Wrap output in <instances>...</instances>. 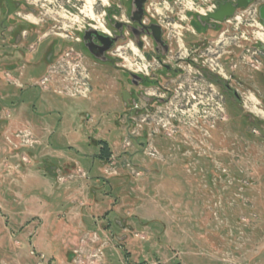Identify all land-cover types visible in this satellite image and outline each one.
<instances>
[{"label": "rangeland", "instance_id": "1", "mask_svg": "<svg viewBox=\"0 0 264 264\" xmlns=\"http://www.w3.org/2000/svg\"><path fill=\"white\" fill-rule=\"evenodd\" d=\"M155 3L165 25L172 24L168 28L175 50L164 60L176 66L175 60L196 52L189 44L202 38L194 29L201 6L198 0ZM107 4L0 0V105L6 107L0 109V124H10L0 131L14 148L10 159L0 160V168L16 169L10 183L16 190L5 186L0 192V204L9 193L16 202L12 208H0V264H31L36 247L31 236L23 246L20 235L33 222V235L41 226L37 251L47 254L52 264H264V64L260 59L253 63L248 52L251 22L247 17L236 21L238 29L217 38L223 50L204 58L223 83L237 90L238 99L204 74L201 52L193 57L203 69L181 63L176 67L182 74L173 82L162 79L159 86L154 82L137 88L120 70L126 67L142 75L160 70L158 62L141 59L130 47L120 51L127 53L126 60L115 57L116 68L93 57L85 46L86 30L104 26ZM91 6L92 17L87 14ZM174 15L176 22L168 18ZM255 37L256 42L264 40L259 25ZM233 44L241 46L240 61L230 70L218 58ZM100 76L106 77L104 83L98 82ZM46 80L51 84L44 85ZM47 86L54 119L86 130L92 119L110 122L103 127L107 149L100 153L113 158L107 162L111 185H105L103 193L83 182L86 172L78 173L83 199L91 189L98 199L102 193L111 197L113 207L90 209L97 211L95 223L92 215H87L89 221L80 217L82 210L71 208L67 187L51 193L46 179H54L53 171L31 163V132L13 125L10 109L18 101L10 93L34 89L38 99ZM21 99L29 101L24 93ZM90 136L77 140L83 147L79 151L103 148L104 143L93 141L94 132ZM69 141L64 139L59 147L71 145ZM9 161L15 164L8 166ZM72 179L62 176L60 182ZM49 196H54V209L42 202Z\"/></svg>", "mask_w": 264, "mask_h": 264}, {"label": "flooded vegetation", "instance_id": "2", "mask_svg": "<svg viewBox=\"0 0 264 264\" xmlns=\"http://www.w3.org/2000/svg\"><path fill=\"white\" fill-rule=\"evenodd\" d=\"M156 0H107L106 8V21L102 28H94L90 26V30H86L84 34V43L89 53L99 60H107L108 64L113 67L118 62L115 57L119 59H125L123 54L126 52H120L122 49L130 48L136 49L140 53V58L146 59L149 62H158L161 69L153 70L142 75H138L131 69L126 70L123 67L120 72L123 76H129L131 82L137 86V88H146L154 85L159 86L161 80L169 79L174 81L180 72L179 66L181 63L193 64L196 67H200L199 60L193 56L201 52L200 61L203 64L204 74L214 81L217 86H220L224 91L233 94L236 99L239 98V94L236 89H232L230 85H226L220 79L218 73H213L210 68L206 66L208 60H204L210 54H218L223 50V46H219L222 41H217L220 36L224 37L226 31L230 32V29H238L235 27L236 21L247 17L246 21L249 23V27L252 28L250 34L253 35V39H249V50L253 63H259L260 59L264 64V40L259 43L256 42V28L261 26L264 30V0H198V5L201 6L202 12H198L196 16L197 24L194 29L196 36H201L199 40L192 41L189 45L191 48H195L196 52H193L189 58H179L175 60L176 66L167 64L164 60L173 53V42L170 41L169 28L165 25V21L159 17V11L154 7ZM160 5V4H156ZM234 7V15L228 17L225 21L215 20L214 15H224L230 7ZM246 6V7H241ZM92 12H93V6ZM90 8V7H89ZM176 15V14H175ZM174 16L168 17L176 22ZM237 23V25H239ZM228 24V29L225 30V25ZM225 31V33H223ZM99 33V34H97ZM199 38V37H198ZM233 39V38H230ZM129 43V44H128ZM217 43V50L213 51L212 46ZM228 51H223L219 56V60L222 65H228L230 70L238 68L240 45H230ZM228 55V56H226ZM226 57V58H225ZM178 61V62H177ZM231 61V62H230ZM205 64V65H204ZM235 65V66H234ZM118 68V66H116ZM256 69V68H255ZM211 71V72H210ZM254 70V74L257 73ZM264 75V74H263ZM233 77H237L233 74ZM232 77V79H233ZM255 78V75L254 77ZM264 78V76H263ZM172 93V92H170ZM143 101L149 103L148 99L141 97Z\"/></svg>", "mask_w": 264, "mask_h": 264}, {"label": "crops", "instance_id": "3", "mask_svg": "<svg viewBox=\"0 0 264 264\" xmlns=\"http://www.w3.org/2000/svg\"><path fill=\"white\" fill-rule=\"evenodd\" d=\"M25 75L27 77H30L32 80L36 81V78H34L32 75H28L27 72L25 73ZM105 81H106L105 76H100L98 79V82L101 83H104ZM48 83L51 84V81H48L44 85H48ZM33 91L34 89L18 92V94L17 92L10 93V97L17 96L16 101H18L17 104L14 106V108L10 109L12 112L11 117L13 118V121L12 120L11 121L13 122V125L15 123H18L19 126L23 125L31 132L30 135L33 141H32V146L28 152V154L31 155L30 156L32 160L31 163L37 166L39 165V168L44 167L45 170L47 168L51 169L49 171L50 173L51 171H53L51 174L54 176V179L51 181L49 179H46L48 180V185L52 187V189L51 187L49 189L52 190L51 193L53 192L56 193V191L58 192L59 191L58 188L67 187L68 195L71 194V198H70L71 208L72 209L79 208L80 210H82V212H80V217L85 218L86 220H89V218H87V215H92V216L96 215L97 211L99 210L101 211L102 209H104L106 204L110 208L113 207V204L110 199L111 197L109 195L108 196L106 195V197L104 198V194H103L105 192L103 187L105 185H109V186L111 185V177H110L111 173H109L110 165L107 162L111 159L113 160V158L109 157V160L105 159L107 158V156L105 155L103 156L100 153L102 152V145L101 146L98 145L95 151H90V152L88 151V149L84 147L83 149L84 152H81L78 149L79 148L82 149L83 147L77 144L78 143L77 140H82L83 137H85L86 139H91L90 135L92 132H94L97 135V137H95L96 139L93 141L101 142V144L102 142L108 143V139L106 137L107 133L104 132L105 128L103 127L109 126L110 122L103 121L96 123L95 120L92 119L91 121H88L90 125H88L89 127L86 130L85 127L81 128L80 125H79L80 128L76 127L74 123L67 124L69 122L66 123L62 118L56 117L57 119H54V112L48 107L49 104H51L48 94H50L52 90H50L48 86L42 88L41 95L38 99L37 97L34 96ZM56 91L58 92V90ZM22 93L27 95L29 101L21 99ZM5 108H6L5 106L0 105V109H5ZM9 125L10 124H8V122L4 124H0V130L2 128L4 130L8 129ZM82 129L84 130V133H82ZM97 129H98L97 131L98 133L96 132ZM64 139L65 140L70 139L71 141L69 142L71 143V145H65V146L62 145L61 147H59ZM63 148H68L74 151L75 154L70 152H65L63 151ZM13 151L14 148H12L11 146L10 137L8 136L6 137L5 135H2V131H0V160L10 159V157L14 155ZM39 161L43 162V164L39 163ZM11 163L12 161H9L8 166H10ZM14 164L15 162L12 163V165ZM79 172L87 173L88 177L85 178V180H83V182H85L86 185H89L94 188L98 187L99 188L98 190L100 191L103 190V193L101 195L102 198L98 199L94 195L93 193L94 191L92 189L89 190V196L85 197V199L82 198L81 196L82 190L80 189L81 187L80 183H82L83 177L78 174ZM12 174L14 175L16 174V169H14V171L9 172V170L7 171L5 168L4 169L0 168V192H3L5 186H7L8 191L16 190L12 187V185H10L14 177V175L11 176ZM62 176L72 177L74 179L70 181H66V183L65 181L60 182V177ZM84 187L86 188V186ZM25 188L28 190L29 188L28 183L26 184ZM85 191L86 189L84 190V193H86ZM11 194L12 193H9L8 198H5L4 196L3 203L0 204V208L9 209L15 206L16 202H13L11 200L12 197ZM26 197L29 198V196ZM53 199L54 196H49L47 198H43L42 202L43 203L45 202L49 208L54 209L56 207L55 205H52ZM20 202H21V198L17 200V203ZM79 203L81 204V206H79L80 205ZM93 208L97 210L95 213L90 212V209ZM84 209L89 210V212L84 213L83 212ZM56 213H58V211ZM30 217L35 219H41L43 221V219L37 215L35 216L31 215ZM94 218L95 216L91 217V219L94 220L95 223ZM35 223L36 222H33L32 225H29L25 229V232L20 235V237L22 240V245L27 246L25 240L29 236H31L29 240L36 247V252L39 253L40 251H37L36 237L38 234V229L41 226H39L36 229V233L33 235L32 229ZM81 224H83V222ZM79 231H82V229H79ZM39 254H43L47 258V254L43 252ZM32 256H33L32 254L29 256V261L31 264L32 263L34 264L36 258ZM104 263L110 264L109 261H106Z\"/></svg>", "mask_w": 264, "mask_h": 264}, {"label": "built area", "instance_id": "4", "mask_svg": "<svg viewBox=\"0 0 264 264\" xmlns=\"http://www.w3.org/2000/svg\"><path fill=\"white\" fill-rule=\"evenodd\" d=\"M49 80H46V82H48ZM36 259H37V262L36 264H52L50 262V260H47L46 257L43 255V254H39L35 251H32L31 253Z\"/></svg>", "mask_w": 264, "mask_h": 264}, {"label": "water", "instance_id": "5", "mask_svg": "<svg viewBox=\"0 0 264 264\" xmlns=\"http://www.w3.org/2000/svg\"><path fill=\"white\" fill-rule=\"evenodd\" d=\"M230 7V6H229ZM241 7H246V6H241ZM234 10L235 8L234 7H230V9L227 11V14H224V15H214L215 16V20H219V21H225L228 17H231L234 15ZM99 34V33H97Z\"/></svg>", "mask_w": 264, "mask_h": 264}, {"label": "bare ground", "instance_id": "6", "mask_svg": "<svg viewBox=\"0 0 264 264\" xmlns=\"http://www.w3.org/2000/svg\"><path fill=\"white\" fill-rule=\"evenodd\" d=\"M87 14L91 17L93 16L92 7L87 9Z\"/></svg>", "mask_w": 264, "mask_h": 264}, {"label": "trees", "instance_id": "7", "mask_svg": "<svg viewBox=\"0 0 264 264\" xmlns=\"http://www.w3.org/2000/svg\"><path fill=\"white\" fill-rule=\"evenodd\" d=\"M102 143H104L103 144V148H102V153H103V151H105L106 149H107V147H106V142H102ZM106 160H109V157H107V158H105Z\"/></svg>", "mask_w": 264, "mask_h": 264}]
</instances>
